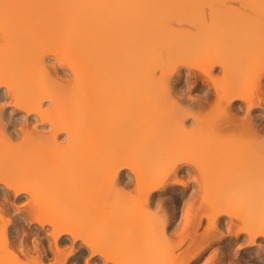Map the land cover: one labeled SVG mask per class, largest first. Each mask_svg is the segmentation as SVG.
<instances>
[{"label": "bare ground", "instance_id": "6f19581e", "mask_svg": "<svg viewBox=\"0 0 264 264\" xmlns=\"http://www.w3.org/2000/svg\"><path fill=\"white\" fill-rule=\"evenodd\" d=\"M2 90L0 264H264V0H0Z\"/></svg>", "mask_w": 264, "mask_h": 264}, {"label": "rangeland", "instance_id": "374dc122", "mask_svg": "<svg viewBox=\"0 0 264 264\" xmlns=\"http://www.w3.org/2000/svg\"><path fill=\"white\" fill-rule=\"evenodd\" d=\"M47 67H48V69H49V72L54 76V78H57V81H60L59 83H61L63 86H66V85H68V84H71L72 83V81H73V74H72V72L70 71V69L69 68H67V67H63L62 65H59V64H57V62H55L54 60H50V59H48V61H47ZM195 72V73H194ZM194 74L195 75H192V77H191V79L189 80V81H184V82H182L181 83V85H180V90L182 91V96H183V98H186V100H189V101H191L192 103H197L196 101H199V100H202V97H203V95H204V91H203V86H205V85H207L208 84V82H206L207 80H206V78L204 77V76H198V75H200L199 74V72H197V70H194ZM198 73V74H197ZM51 75V76H52ZM196 76H198V77H196ZM177 76H175L174 78H173V80H172V84L174 85V83H177V78H176ZM186 83V84H185ZM5 90V89H4ZM4 90H2V92H0V113L1 112H4V110H8V111H10V117L11 118H14V123H13V128L11 129V131H13V130H16V129H18V131L20 130H24L26 133H32V134H34V132L36 133V132H39V133H43V134H47L48 132H50V126H48V125H44V123H42L40 120H37L36 121V118H34V117H26V115H25V113H20L21 111H18V110H16L15 108V110L13 109V107L11 106V99H10V97L8 96V95H6V91L4 92ZM184 90V91H183ZM173 91H174V89H173ZM186 92V93H185ZM184 93V94H183ZM201 96V97H200ZM201 98V99H200ZM188 102V101H187ZM48 105V104H47ZM13 110V111H12ZM17 118V119H16ZM11 122H12V120H11ZM16 122V123H15ZM22 128V129H21ZM28 132H27V131ZM11 131H8L9 133L11 132ZM16 140V143L17 142H19V141H22V137H20V138H18V139H15ZM62 140H63V138H61L60 137V139H59V142H62ZM43 162H45V161H43ZM42 162V163H43ZM37 164L35 165V163H34V165L33 166H36L35 168H37L38 167V164L40 163V161H37L36 162ZM41 163V164H42ZM39 166H42V165H39ZM31 169H32V167H31ZM124 176H125V179L126 180H129L128 179V171H125L124 172ZM125 180V181H126ZM52 182V181H51ZM44 184V185H43ZM42 185H43V187L42 186H40L39 188L41 189H39V191H41V192H43V194H45L46 192V189L48 190V193H49V189H50V194H51V187L50 186H52V185H49V184H51L49 181H46V182H44ZM106 185H108L107 183H105ZM134 185V186H133ZM101 186H105V185H101ZM42 187V188H41ZM49 187V188H48ZM53 187V186H52ZM83 186H81V188H82ZM111 188L112 187V185H108V188ZM0 188H3V186L2 185H0ZM54 188H55V186H54ZM101 188V187H100ZM102 188H105V187H102ZM107 188V187H106ZM109 188V189H110ZM134 188L136 189V187H135V182L133 183V184H131V185H129L127 188H125L124 190V197L126 196L127 198L126 199H128V198H133V197H135V198H137L138 196V192L136 191V190H134ZM182 189L183 188H181V189H177V190H174L173 192H171L172 193V195H179L181 192L182 193H186V190H184L183 189V191H182ZM54 191V190H53ZM52 191V193H53V196H54V194L56 193V194H60L61 193V191L60 190H57L56 192L54 191L53 192ZM58 191H60V193H57ZM137 192V195H136V192ZM191 191H192V189L189 191V190H187V195H185V197H183L184 199H182V198H180L179 199V203H177L176 204V210H175V215H176V218H175V220L177 221V224L178 223H180L179 221H180V219H181V217H182V213H183V208H184V202L186 201V199H188L189 197H190V195H191ZM42 194V193H41ZM166 193L165 192H163V193H161V196H164V197H161V198H164V199H167L168 197H169V195H165ZM58 195H55V196H57V197H59V198H61L62 196H58ZM74 196H75V193L73 194ZM136 195V196H135ZM11 196V197H10ZM46 196H48V194H46ZM45 196V197H46ZM165 196H168V197H165ZM10 197V198H9ZM56 197V198H57ZM66 197H68V196H66ZM70 197H72V195L70 196ZM171 197V196H170ZM8 198H9V200H7V201H5V203H7L8 204V202H10L9 204H13V203H15L17 206H19V207H23V206H25L26 205V203H29L30 202V197L29 196H27V197H25V198H22V199H19L18 201H15L16 200V198H15V196H14V194L11 192L9 195H8ZM58 198V199H59ZM63 198H65V196L63 197ZM135 198H133V199H131V200H134ZM62 199V198H61ZM97 199H99V198H97ZM94 200H96V199H94ZM101 200V199H100ZM129 200V199H128ZM15 201V202H14ZM92 201H93V199H92ZM103 201V200H102ZM45 202V201H44ZM60 202V201H59ZM99 203V200H97L96 201V203ZM101 202V201H100ZM48 202H46V204H47ZM58 203V202H57ZM62 203V202H61ZM64 203H65V201H64ZM64 203H62V204H64ZM85 203V205H82V207H87V205H86V203L87 202H84ZM97 203V204H98ZM62 204H61V206H62ZM91 204V206H95V202L93 201L92 203H90ZM90 204H88V205H90ZM102 204V203H101ZM101 204L99 203V205L101 206ZM58 205H60L59 203H58ZM67 205V204H66ZM99 205H97V207L99 206ZM65 206V205H64ZM66 207V206H65ZM81 207V206H80ZM90 207V206H89ZM88 207V208H89ZM92 207V208H93ZM96 207V206H95ZM97 207H96V209H97ZM91 207H90V209H92ZM99 208V207H98ZM63 209H66V208H63ZM134 215V214H133ZM131 217H129L128 219H127V223L129 222V223H132L131 221H130V218H132L131 220H133L134 218H135V216H132V215H130ZM136 216H138L136 219H135V222H137L138 221V218L140 217L139 215H136ZM142 219V218H141ZM141 219H140V221H141ZM120 221L121 220H124L123 218L122 219H119ZM129 220V221H128ZM116 222L118 221V220H115ZM114 220L113 221H111V222H109V223H114L115 222ZM120 221H118V222H120ZM134 221H133V223H135ZM126 223V222H125ZM49 230H51L50 229V227H49ZM12 236H10V235H6L5 236V234L4 233H2V230H0V256L1 255H3V256H6V255H9V254H7L6 253V251H5V249L7 248L8 249V245H9V242H11L13 239L11 238ZM8 240H11V241H8ZM8 242V245L6 246L5 245V247H4V245L3 244H5V243H7ZM264 240H261L260 241V243H259V248H261V250H263L264 251ZM65 248H67V247H65ZM9 249L11 250V247L9 246ZM10 250H8V252L10 251ZM123 257L126 259V257L125 256H123V255H121L120 256V262H124V260H123ZM208 257V255L206 254L203 258H201V261L202 262H204L205 261V259ZM1 260V259H0ZM9 260V263L7 262L6 264H13V259H12V261L10 262V258L8 259ZM98 261H96V264H106V263H102V261H100V259H97ZM127 261H128V259H127ZM126 261V262H127ZM201 262V263H202ZM5 263V262H4ZM125 263V262H124ZM81 264H86V263H81ZM122 264V263H121Z\"/></svg>", "mask_w": 264, "mask_h": 264}, {"label": "snow or ice", "instance_id": "6c2138e0", "mask_svg": "<svg viewBox=\"0 0 264 264\" xmlns=\"http://www.w3.org/2000/svg\"><path fill=\"white\" fill-rule=\"evenodd\" d=\"M19 251L23 252V249H20ZM20 264H38V262L33 260H28L27 258L24 261H21ZM79 264V262H77Z\"/></svg>", "mask_w": 264, "mask_h": 264}]
</instances>
